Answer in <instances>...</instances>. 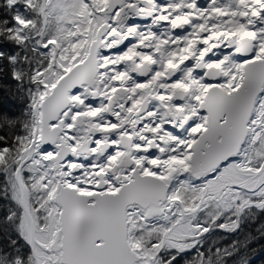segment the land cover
Returning <instances> with one entry per match:
<instances>
[{
  "label": "snow or ice",
  "instance_id": "snow-or-ice-1",
  "mask_svg": "<svg viewBox=\"0 0 264 264\" xmlns=\"http://www.w3.org/2000/svg\"><path fill=\"white\" fill-rule=\"evenodd\" d=\"M262 249L264 0H0V264Z\"/></svg>",
  "mask_w": 264,
  "mask_h": 264
},
{
  "label": "trees",
  "instance_id": "trees-1",
  "mask_svg": "<svg viewBox=\"0 0 264 264\" xmlns=\"http://www.w3.org/2000/svg\"><path fill=\"white\" fill-rule=\"evenodd\" d=\"M252 264H264V249L260 250L252 260Z\"/></svg>",
  "mask_w": 264,
  "mask_h": 264
}]
</instances>
